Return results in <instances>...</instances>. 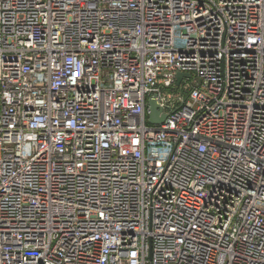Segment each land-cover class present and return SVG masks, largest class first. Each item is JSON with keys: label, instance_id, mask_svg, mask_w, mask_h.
Returning a JSON list of instances; mask_svg holds the SVG:
<instances>
[{"label": "built area", "instance_id": "2783aa9c", "mask_svg": "<svg viewBox=\"0 0 264 264\" xmlns=\"http://www.w3.org/2000/svg\"><path fill=\"white\" fill-rule=\"evenodd\" d=\"M0 264H264V0H0Z\"/></svg>", "mask_w": 264, "mask_h": 264}, {"label": "water", "instance_id": "95a60500", "mask_svg": "<svg viewBox=\"0 0 264 264\" xmlns=\"http://www.w3.org/2000/svg\"><path fill=\"white\" fill-rule=\"evenodd\" d=\"M185 76L187 77L188 75H185ZM181 77H182V75L178 74L177 75V80H180ZM156 109H157L156 108V103L154 101H151L150 102L149 123L158 125V124H161L164 121V117L158 118Z\"/></svg>", "mask_w": 264, "mask_h": 264}]
</instances>
